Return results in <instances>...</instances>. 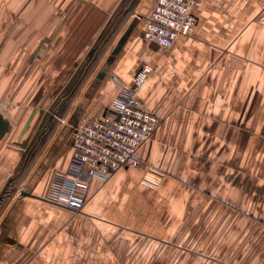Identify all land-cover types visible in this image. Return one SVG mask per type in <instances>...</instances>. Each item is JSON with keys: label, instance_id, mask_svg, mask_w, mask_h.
<instances>
[{"label": "crops", "instance_id": "crops-1", "mask_svg": "<svg viewBox=\"0 0 264 264\" xmlns=\"http://www.w3.org/2000/svg\"><path fill=\"white\" fill-rule=\"evenodd\" d=\"M119 1L95 0L90 9L102 19ZM151 1L116 35L61 125L65 133L50 136L44 149L37 145L44 136L31 137L39 93L69 85L77 55L88 45L87 21L64 22L55 41L60 47L42 60L29 53L34 42L22 34L0 38V195L14 185L0 212V264H94L88 254L95 259L105 252V232L112 252L121 237L140 238L149 252L174 253L176 264H264V67L250 70L244 63L252 57L232 46L243 44L232 32L249 2L198 0L193 32L160 51L142 36ZM52 58L51 67L40 68ZM255 60H264L263 47ZM142 64L152 69L138 96L160 123L137 150L141 164L92 181L81 212L46 201L55 173L71 161V126L101 116ZM21 189L31 195L17 196Z\"/></svg>", "mask_w": 264, "mask_h": 264}, {"label": "rangeland", "instance_id": "rangeland-1", "mask_svg": "<svg viewBox=\"0 0 264 264\" xmlns=\"http://www.w3.org/2000/svg\"><path fill=\"white\" fill-rule=\"evenodd\" d=\"M94 1L0 0V38L8 36L16 39V37H20L22 34L25 36L24 39L26 41L34 42L33 48L29 50V53H33V56L35 55L34 58L41 57V60L43 59V55L47 56L48 53H53L52 50L55 46L57 49L60 47L58 43H61V41H57L56 43L55 41L57 37L62 36V33L59 34L58 32H62L66 27L64 22L80 21L81 17L79 16H82L83 20L87 21L85 30L88 35V45L77 55L75 65L72 67L71 77L68 80L69 85L53 95L39 93V118L33 128L31 137L37 134H40L41 137L44 136L43 139H40L39 144H37L40 149L46 147L49 137L54 133H65L61 125L65 124L67 114L81 100L86 83L94 77L96 71L103 64L113 46L116 35L131 20L136 9L137 12L144 11V8L150 7L153 2L151 0H120L117 10L112 15L102 14L103 17L100 19V15L94 11L96 9H90L91 7H95ZM196 1L198 4V0ZM248 2L242 6L240 13L236 15V18L240 19V22L232 32L233 39L242 38L243 44L238 45L237 43H233L232 46L233 51L237 48L241 53H245L246 51V54L252 57V60L244 61V64L254 71V69L256 70L258 67H261L262 64L264 67V60H255L262 47L264 52V44H256L257 36L264 39V0H248ZM81 7H83L82 10L78 9ZM248 11L250 13L246 17ZM244 38L247 41L244 42ZM92 47L95 50L91 57H87ZM156 47L160 51L165 50L157 45ZM78 48L79 46L73 47V56H76L75 54L77 53L75 52H77ZM55 56L59 57L60 55L56 53ZM53 61V58L50 60L45 59L46 65L43 67L41 65L40 68L47 69L48 65L51 67ZM114 71L115 68L112 67L111 73H114ZM254 77L252 76L251 79H254ZM12 89L14 88L11 87ZM9 92L10 90L8 89V94ZM51 114L55 115L52 120L49 119ZM30 141L27 145H29ZM105 235L106 237L109 236L107 232H105ZM106 237L104 238L105 252L102 254L98 253L95 256L97 260L91 257V254H88V260H93L94 264H176V255L174 253H168L165 258L164 256H160L158 252H149V247H146L147 243L140 238L131 240V238L121 237L120 249L112 252L111 239L110 237ZM189 264L191 263L189 262Z\"/></svg>", "mask_w": 264, "mask_h": 264}, {"label": "built area", "instance_id": "built-area-1", "mask_svg": "<svg viewBox=\"0 0 264 264\" xmlns=\"http://www.w3.org/2000/svg\"><path fill=\"white\" fill-rule=\"evenodd\" d=\"M196 5V0H154L145 18L143 39L166 49L178 37L190 35L197 21ZM151 69L142 64L131 86L118 91L101 116L71 126V161L66 170L55 173L46 201L81 212L92 181L106 182L119 169L141 164L137 150L160 123V118L138 96ZM50 116L52 120L55 115ZM23 191L17 190V196Z\"/></svg>", "mask_w": 264, "mask_h": 264}, {"label": "water", "instance_id": "water-1", "mask_svg": "<svg viewBox=\"0 0 264 264\" xmlns=\"http://www.w3.org/2000/svg\"><path fill=\"white\" fill-rule=\"evenodd\" d=\"M129 32H130V29L128 28V29L122 34V36H121L120 39L118 40L117 44L115 45L114 49L112 50L110 58H112V56L115 55V54L120 50V48H121L122 45L124 44V42H125L127 36L129 35ZM94 50H95L94 47L90 48V50H89V52H88V54H87V57H91V55L93 54ZM110 58H109V59H110ZM109 59H108V60H109ZM51 117H52V116H50L49 118H51ZM4 126H5V123H4V120H3V118H2V116H1V114H0V132L3 131ZM31 151H32V150H31ZM31 151H30V153H31ZM28 155H29V154H28ZM22 194H23V195H31V194H29L28 191H23Z\"/></svg>", "mask_w": 264, "mask_h": 264}, {"label": "trees", "instance_id": "trees-1", "mask_svg": "<svg viewBox=\"0 0 264 264\" xmlns=\"http://www.w3.org/2000/svg\"><path fill=\"white\" fill-rule=\"evenodd\" d=\"M14 191V185L12 182H9L7 187L3 190V192L0 195V212L8 202L9 198L11 197L12 193Z\"/></svg>", "mask_w": 264, "mask_h": 264}]
</instances>
